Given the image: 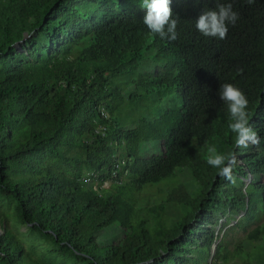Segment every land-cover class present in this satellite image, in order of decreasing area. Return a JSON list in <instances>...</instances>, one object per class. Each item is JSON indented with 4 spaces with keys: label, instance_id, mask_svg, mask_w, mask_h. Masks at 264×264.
<instances>
[{
    "label": "trees",
    "instance_id": "trees-1",
    "mask_svg": "<svg viewBox=\"0 0 264 264\" xmlns=\"http://www.w3.org/2000/svg\"><path fill=\"white\" fill-rule=\"evenodd\" d=\"M217 3L239 14L225 39L196 29ZM170 6L175 41L151 34L147 10L133 0H0V222L10 206L15 223L49 244L24 247L3 224L0 264H208L213 244L216 264H264V222L247 232L250 248L238 242L230 250L226 231L214 228L222 218L238 227L264 213V0ZM150 52L161 68L143 71ZM223 83L245 93L260 137L237 158L233 174L249 178L242 187L205 160L206 144L238 153L218 94ZM151 93L154 113L124 127L120 111L144 107ZM155 141L160 152L146 156L143 145ZM113 172L120 182L101 185ZM178 172L189 178L182 189L136 209L137 192L171 184ZM167 204L179 214L165 218ZM111 226L119 233L106 243Z\"/></svg>",
    "mask_w": 264,
    "mask_h": 264
},
{
    "label": "clouds",
    "instance_id": "clouds-1",
    "mask_svg": "<svg viewBox=\"0 0 264 264\" xmlns=\"http://www.w3.org/2000/svg\"><path fill=\"white\" fill-rule=\"evenodd\" d=\"M249 5L255 0H247ZM171 0H142L140 7L147 9L143 19L144 25L153 35L162 39L175 41L178 38V17H173ZM239 14L233 10L231 3H217L214 9H204L196 20V29L205 37L225 39L228 25H235ZM219 97L227 105L228 129L234 134L238 147L258 145V132L250 126L248 112L249 101L245 93L232 83H223L219 88ZM206 163L218 170V175L233 184L234 169L238 163L234 152L222 153L215 144H206Z\"/></svg>",
    "mask_w": 264,
    "mask_h": 264
},
{
    "label": "rangeland",
    "instance_id": "rangeland-1",
    "mask_svg": "<svg viewBox=\"0 0 264 264\" xmlns=\"http://www.w3.org/2000/svg\"><path fill=\"white\" fill-rule=\"evenodd\" d=\"M110 1V0H109ZM117 0H112V2L116 3ZM142 0H133V5L136 8L147 10L144 8H141ZM119 10V9H118ZM155 52H150L146 53L143 55V62L140 65V69H143V71H152L155 70L156 68H161V64L155 61L154 59L156 58ZM119 85L124 88V93L127 96L129 92L131 91V88L126 87L127 86V81H126V76H122L119 78ZM158 95L157 94H150V97L144 98L142 100V105L144 107H132V110L130 109H123L120 111V119H122V122L125 123L126 128L132 127L134 125L135 120L141 118V117H149L154 113L155 107H156V102L155 99ZM42 101L45 104L49 103V98L44 97L42 98ZM146 106V107H145ZM238 153H236V158L240 159L244 153V148L243 147H238L237 148ZM143 153L146 156L153 155L155 153L160 152L158 142H149L147 144L143 145ZM234 176L236 178L234 185H237L239 187L244 186L249 178L243 179L240 176H237L236 173H234ZM187 174L185 172H178L176 175V179L174 182L170 183H162L159 182L158 184L155 185H146L141 191L137 192L135 194V204H136V209L145 207L149 208V206H158L169 194L174 191L176 188H180V184H187ZM241 180H244V183H240ZM109 182V181H108ZM182 189V188H180ZM138 206V208H137ZM4 215L6 214L7 218L4 219V223L0 222V231L3 226V224H6L9 227H12L14 233L16 236H18L22 242L24 247H28V245H31L33 247H36L38 250H44L45 247H48L49 244L47 242L41 241L40 239L34 238L31 234L28 233V226L25 224H22L20 222L15 223L14 222V217L12 213V208L10 206H4ZM149 210V209H147ZM163 216L165 218H172L176 216V214H179L178 208L174 206V204H167L166 209L163 211ZM221 217V215H219ZM264 222V213L259 215L257 219H251L248 221H245L242 223V225L238 227H232L231 225L235 223L233 220H227L225 221L224 218L220 220V223L214 227L216 230V233H219L218 235L220 236L222 234V231L225 230V240L227 242L228 248L230 250H233V247L238 243V242H243V246L245 248H250V244L247 242H244L245 236L248 231H250L252 228H254L257 224H261ZM2 224V225H1ZM117 226H111L104 234L102 241L106 243L112 242L114 239H116L119 229L116 228ZM262 244V242H261ZM215 249L211 250V255L208 259V264H216L217 262L213 260V255H214ZM240 261L239 258L233 257L231 260L227 262V264H238Z\"/></svg>",
    "mask_w": 264,
    "mask_h": 264
},
{
    "label": "built area",
    "instance_id": "built-area-1",
    "mask_svg": "<svg viewBox=\"0 0 264 264\" xmlns=\"http://www.w3.org/2000/svg\"><path fill=\"white\" fill-rule=\"evenodd\" d=\"M103 114L106 116V114L104 112H103ZM103 130H104V127H97L95 129V132L103 134ZM92 175H93V177H95L96 173H92ZM87 180H89V179H87ZM111 180H113V182H116V183L120 182V179H117L116 172L112 173L110 179L103 180L101 185L108 186Z\"/></svg>",
    "mask_w": 264,
    "mask_h": 264
},
{
    "label": "water",
    "instance_id": "water-1",
    "mask_svg": "<svg viewBox=\"0 0 264 264\" xmlns=\"http://www.w3.org/2000/svg\"><path fill=\"white\" fill-rule=\"evenodd\" d=\"M214 249H215V244L212 245V252H213Z\"/></svg>",
    "mask_w": 264,
    "mask_h": 264
}]
</instances>
